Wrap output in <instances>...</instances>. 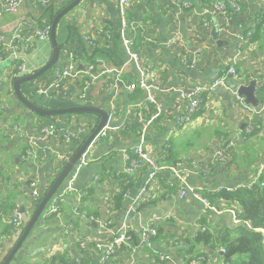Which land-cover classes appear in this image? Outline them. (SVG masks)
I'll return each mask as SVG.
<instances>
[{"label": "crops", "instance_id": "obj_1", "mask_svg": "<svg viewBox=\"0 0 264 264\" xmlns=\"http://www.w3.org/2000/svg\"><path fill=\"white\" fill-rule=\"evenodd\" d=\"M70 1L51 0L44 3L42 0H20L17 12L9 13L4 10L0 0L2 43L7 44L11 39L18 41L15 54L12 53L13 49L0 44V202L12 204L10 210L5 207L0 219V261L6 251L14 246L18 236L10 230L9 219L14 211H22L23 221H27L37 206L36 201L38 198L41 200L59 173L57 171L76 151L77 143L81 142L85 132L80 135L79 142L71 144L61 142L58 136L41 142L45 152L42 158L36 160L21 158L27 138L36 134L43 122H54L56 126L75 133L80 126L87 134L99 120L94 112L38 118L20 103L12 90L16 75L32 73L49 60L52 52L49 36L39 39L34 31L50 21L51 11L59 12ZM185 1L189 7L167 0H128L127 18L135 27V31L130 28L128 34L135 37L136 63L130 61L119 34L121 19L118 0H81L58 20L55 27L59 46L56 65L67 64L70 61L69 53L79 70L94 63L95 77L83 90L85 98L82 100L78 97L83 88L81 80L84 76L87 78L83 73L66 77L49 95L37 93L38 88L51 84L55 66L36 79L22 83V94L39 107L63 108L90 104L108 112L112 104L116 107V114L109 120L106 135L98 134L83 155L85 163L73 172L70 183L72 190L61 195L58 215H45L42 212L9 264H95L101 252L94 249L91 243L111 238L108 230L102 226L104 222L109 223L107 225L111 229L124 226L138 240L129 251H115L107 264H163L153 261L156 253L179 258L176 242L186 244V239L191 241L199 229H205L201 225L202 218L205 217L214 232L234 224V217L228 211L234 204L224 207L222 204L225 203L220 202L217 205L220 213H215L212 209H205L193 191L204 189L213 192L221 187L250 184L256 178L253 172H238L234 164L226 165L216 160L213 152L221 149L222 143L216 137L209 142L206 133L214 129L227 133L228 148L234 150L243 140L237 130L248 113L245 114L239 107L234 89L237 85H246L250 80L264 78V53L258 50L254 41L238 47L236 34L238 24L246 29L256 19L264 0ZM216 1L229 4L227 19L209 15V23L202 24L201 7ZM237 2L241 6L240 11L231 6ZM213 25H217L220 39L226 43L218 45L213 40L210 34ZM224 25L227 30L221 29ZM194 50L198 51L196 62L186 67L182 63L183 54ZM232 62L235 63L238 77H227L223 84L203 95L204 105L201 109L190 122L179 126L177 120L185 107L179 90L208 83L214 75L225 73ZM103 70L106 72L102 73ZM141 71L144 72V79L154 87L152 108L154 105L160 107L157 117L143 132V144L148 152L158 160L169 140L174 145H181L186 139L195 141L194 148L186 149L180 155L186 157L183 163L178 164L180 178L166 167L150 179L148 168L131 174L124 172L123 150H130L140 142L132 112L145 96L144 91L136 89L141 94L130 99L133 91L126 85L139 80ZM107 83H116L118 93L114 99V90L106 88ZM262 95L256 93L257 98ZM249 114L253 122L261 121L264 125V113ZM196 131L199 134H195ZM204 166L210 167L207 174L203 171ZM31 183H34L38 196L32 195ZM122 185H127L126 192L118 199ZM64 186L61 184L55 194H60ZM142 187L146 190L134 204ZM183 188H188V191L179 198L178 191ZM79 194H83L81 203L84 211H91L90 218L78 208ZM146 225L160 226L161 238L155 242H140L139 233ZM82 241H87L88 245L82 247Z\"/></svg>", "mask_w": 264, "mask_h": 264}, {"label": "built area", "instance_id": "obj_2", "mask_svg": "<svg viewBox=\"0 0 264 264\" xmlns=\"http://www.w3.org/2000/svg\"><path fill=\"white\" fill-rule=\"evenodd\" d=\"M171 3L177 4L180 3L181 6L183 7H189V3L185 0H167ZM3 2V8L6 12L9 13H16L18 10V6L20 4V0H2ZM44 3H49L51 0H42ZM128 3V0H118V6H119V12H120V19H121V24H120V37L122 39V42L129 54V59L130 61L137 62L138 60V53L134 49V44H135V37L133 35L128 34V30L130 28L134 29L135 27L134 24L128 20L127 14H126V5ZM232 8L236 11L241 10L240 4L237 3H232L231 4ZM229 4L224 3L222 1H216L211 4L203 5L201 7V22L202 24L206 25L209 23L207 20V17L209 15H214V16H219L221 18L227 19L228 17V9H229ZM260 12L264 13V4L260 8ZM2 12L0 11V16ZM258 19L254 20L248 28L242 29L241 24L239 25L238 28V33L236 34L238 37V47H243L247 43H249L250 38L252 36V33L254 32L255 29V24ZM28 24L27 22H24ZM223 30H227L226 26L224 25L221 27ZM50 32V25H46L41 29H36L34 31V35L36 38L43 39L49 36ZM3 38L0 36V44H3L6 48H11L13 49V54H15L14 48L18 46V41L17 39H11L10 42L7 44L2 43ZM90 44H93L91 40H89ZM198 55V51L194 50L191 52H185L183 54V60L182 63L183 65H186V67H191L195 64L196 58ZM70 61L65 64L64 66L61 65H55L54 67V78L51 82L50 85L46 87H40L36 91L39 94H44V95H49L50 92L55 90L60 83L62 82L63 79L66 77H75L78 76L79 74L83 73L86 76L89 77V79L84 80V85L82 88V91L79 94V99L84 100L85 94L83 92L84 88H86L87 85L90 84L91 79L95 77L94 75V69L95 66L92 63H89L85 66V68L79 70L77 69L76 61L73 60L71 54L69 53ZM19 68H22V66H19ZM122 68L118 69V72H120ZM106 72V70H103L102 73ZM142 77L137 80L130 82L126 87L132 92L136 89H140L144 91L145 96L142 101H140L136 106L135 109L133 110V116L135 118V121L141 126L140 129H137V133L140 135V142L132 147L130 150H123L122 153V158H123V169L126 174H131L134 173L141 168H146L148 167L149 170V179L152 177L154 174H156L158 171H160L162 166H159L153 158V156L148 152V150L145 148V145L143 144L144 140V130L146 129L147 125L158 115V111L160 110V107L157 105H154L153 108H155L153 111H151L152 108V103L154 102V96L152 93V89L154 88L152 84L148 83L146 79H144L143 75L144 72L141 71ZM227 77H232V78H237L238 73L236 70L235 63L232 62L228 68L226 69L225 73L223 74H216L213 76L211 81L208 83L201 85V84H195L189 89H184V90H179V96L180 98L185 102V107L182 112V114L178 117L177 123L179 126H182L188 122L191 121L192 117L197 113L199 110L200 104L202 102V95L207 94L213 90L216 89L219 85L224 83V80H226ZM255 88L256 90L260 89L264 85V78L263 79H258L255 80ZM106 88H111L114 90L115 95L112 96L114 99L117 96L118 89L116 86V83H110L105 85ZM237 85L234 89V95L236 98V101L239 105V107L244 111L245 114H247V118L244 122V125H246V132H250L253 129L252 125V117L249 114L251 113H256L258 115L264 113V95L259 98L261 99L260 105L258 108H255L249 104H247L244 101L243 97H240L237 94ZM116 114V107L114 105H110V108L108 110V122L106 125L101 129L99 132V135L105 136L106 135V130L109 129V120ZM254 123V122H253ZM84 131L83 127H77L76 128V133L65 130L62 127H58L54 124V122H47L44 123L43 125L40 126L39 130L37 131L36 134L31 135L30 137L27 138V144L23 150V153L21 155V158L23 160H30V159H40L42 158L45 148L40 145L41 142L47 141L51 137L58 136L61 140V142L71 144L75 142H79L80 135H82ZM98 136V135H97ZM81 143V142H79ZM78 144V143H77ZM87 150V149H86ZM86 151L83 152V154L80 156L78 162L74 165L73 169L71 172H69L67 178L63 181L65 184V188L61 190L59 193L60 194H53L52 197L50 198L47 206L43 210V213L45 215H58L59 213V200L62 194H64L65 191L72 190L71 186V180L73 177V172L77 171L80 169L84 162L83 155ZM216 154L214 155V158L216 160H219L221 162H226L227 161V154L223 148L217 150L215 152ZM65 164V163H64ZM63 167V166H62ZM168 169H170L177 177L180 178V170L178 169V165L176 166H167ZM203 171L205 174L209 172V167L204 166L202 167ZM71 177L69 178V175ZM251 184V183H250ZM248 186L249 184H239L238 186ZM237 186V185H236ZM235 186V187H236ZM237 186V187H238ZM30 187H32V195L33 196H38L37 191L34 189V183L30 184ZM235 187H226L228 190L233 189ZM146 188L142 187L141 193L134 199L133 203L135 204L138 200L139 197L145 192ZM190 191H193L191 188L189 189ZM188 191V188H183L178 191V197L182 198L184 195H186ZM193 194L196 198L200 199L203 204L205 209H212L215 213L219 212L218 209L214 205H212L206 198L202 197L199 193H197L195 190L193 191ZM83 194L78 195V208L82 205L81 203V196ZM1 207V206H0ZM228 211L233 215V222L237 223V213L233 208H229ZM220 213V212H219ZM2 218V214L0 211V219ZM10 223V230L15 234L19 235L21 231V226L23 225V215L15 210L11 218L9 219ZM102 225L104 228L108 230V233L110 234V239L107 241H96L94 245L96 246L97 250L101 252L100 258L95 264H107L108 261L110 260L112 253L122 249V248H130L131 247V235L129 232L126 230L124 226L119 227L117 229H111L108 227L107 224L109 223H103ZM157 234V229L153 225H146L143 227V229L140 231L139 236H140V242L144 243H149L151 238L154 237ZM180 247H184L185 243L181 241L176 242ZM80 245L82 247L87 246V242H81ZM2 253V248L0 247V254ZM201 257H198L197 259H193L190 264H198L199 260ZM153 261H160L163 264H182L181 261H179L177 258H172L166 253H157V257L153 258Z\"/></svg>", "mask_w": 264, "mask_h": 264}, {"label": "trees", "instance_id": "obj_3", "mask_svg": "<svg viewBox=\"0 0 264 264\" xmlns=\"http://www.w3.org/2000/svg\"><path fill=\"white\" fill-rule=\"evenodd\" d=\"M50 10H53V8H50ZM51 12L52 13L50 21H48L44 25L41 24V28L46 25H51L53 17L56 15V13H58V11L54 12V10ZM256 19L258 20L255 24L256 26L250 38V42H256L258 50L261 53H264V13L258 12ZM16 63H18L17 65H19V62ZM56 64L57 61L52 67H54ZM17 71L18 70L16 68L15 72ZM221 74H223V72H221ZM16 78H18L17 75L15 76V78H13V80ZM83 79H89V77L87 76V78H85L84 76L82 78L81 81L84 85ZM256 93L264 95V85L260 89H258ZM140 94L141 92L139 90H134L129 95V98L135 99ZM34 104L38 105L36 103ZM203 105L204 100L202 99L199 109H201ZM153 110L154 109L151 108V111ZM34 114L36 116L44 118H53L58 116H42L36 113ZM44 123L47 122L41 123L40 126ZM253 124V129L250 132H246V125H244L242 129L238 127L237 132L241 134L243 140L239 146H236L235 150L232 148H228V134L223 132L222 130L214 129L212 130V132L206 133V139H208L209 142L214 137L221 141L222 148L226 153H228L227 161L225 162L226 165L234 164L235 169L238 172H253V174H256V178L248 186H238L230 190H228L226 187H221L213 192L204 189L195 190L202 197L206 198L212 205H214L216 209L220 210L219 206H217L220 202L221 204L225 203L222 204L224 205V207H229L234 204L230 208H233L236 211L238 222L234 223L232 226H226L220 229L218 232H214L209 228V225L206 223L205 217L202 218L201 225H204L205 229H199L191 241H189V239H186L185 246L180 247L178 250L179 258L177 259L181 261L182 264H190L193 259H197L198 257H201L198 264H223V259H226V262L224 264H264V125L261 121L254 122ZM135 126V129L141 128V126L137 122L135 123ZM91 131L89 132L91 133ZM261 132L263 133L261 134ZM90 133H87L83 136L81 143ZM195 134H199L198 131H196ZM81 143H78L76 148H78ZM194 146L195 141L191 139H186L181 145H174L173 141L169 140L166 147H163L164 152L162 157L158 160H155L159 166H163L164 168H167V166H176L179 163H183V160H186V157L180 156L181 153H183L186 149L188 151L194 148ZM189 161L192 162L193 159H190ZM147 168L148 167L146 166V169ZM59 171L60 170H58L57 172ZM126 187L122 185L121 191L117 196L118 199H120L121 195L126 192ZM39 202L40 198H38L36 204H38ZM0 206V211L3 218V211L5 207L10 210L12 204L7 202H0ZM140 207H142V204ZM79 209L80 212H83L85 216H88V218H90L89 216L91 214V211H87L86 213L84 211L85 207H83V205H81ZM25 224L26 222L23 221L20 234L16 237L15 242L22 234ZM156 229L157 234L151 238L153 242L157 241L158 238H161L160 234L162 232V228L160 226H157ZM130 235L131 247L133 248L138 240L133 233ZM94 243L95 242L91 243V245L94 249L97 250ZM182 243L184 245V242ZM9 250L10 249L6 251L3 258L9 252ZM120 250L129 251L130 248H122L117 251ZM220 253H222V255H220ZM155 257H157V253Z\"/></svg>", "mask_w": 264, "mask_h": 264}, {"label": "water", "instance_id": "obj_4", "mask_svg": "<svg viewBox=\"0 0 264 264\" xmlns=\"http://www.w3.org/2000/svg\"><path fill=\"white\" fill-rule=\"evenodd\" d=\"M81 0H72L70 1L64 8H62L52 19L51 25H50V32H49V38L52 44V52L49 60L39 69L36 71L20 76L13 80L12 82V90L14 92V95L16 98L22 103L27 109H29L31 112H34L36 114L42 115V116H54L59 114H65V113H77V112H94L99 115V120L96 123L95 127L91 131V133L86 137V139L79 145V147L76 149V151L72 154V156L65 162L63 167L60 169L59 173L56 175L54 180L52 181L49 189L45 191L44 195L42 196L40 202L35 207L33 213L26 221V224L24 226L23 232L20 235V237L17 239L14 246L9 250V252L6 254V256L3 258L0 264H9L12 258L14 257L16 251L19 249L20 245L23 243L25 238L28 236V233L36 223L38 217L41 215L45 207L47 206L50 198L55 193L57 188L63 183L65 178L68 176L69 172L73 169L74 165L78 162L80 156L83 154L84 151L91 145L93 140L97 137L101 129L106 125L108 122V112L102 108H99L97 106L92 105H73L69 107H63V108H42L38 105H35L31 101H29L27 98L24 97V95L21 92V84L27 81H31L39 77L41 74H43L45 71L50 69L58 58L59 53V46L56 42L55 38V27L58 22V20L64 16L66 13L71 11L74 7L78 5V3ZM211 36L214 41L218 45H221V43H226L224 40L220 39L219 31L217 25L212 26L211 30ZM256 81L250 80L246 85H239L237 87V94L240 97L244 98V101L255 107L258 108L261 102V99L256 97V88H255ZM244 126V123L241 124L240 128L242 129ZM235 187V186H234ZM22 213V211H21ZM222 255V253H220ZM226 262V259H223V264Z\"/></svg>", "mask_w": 264, "mask_h": 264}, {"label": "rangeland", "instance_id": "obj_5", "mask_svg": "<svg viewBox=\"0 0 264 264\" xmlns=\"http://www.w3.org/2000/svg\"><path fill=\"white\" fill-rule=\"evenodd\" d=\"M49 70H50V69H49ZM49 70H48V71H49ZM29 111H30V110H29ZM37 117H38V118H42V119H44V117H40V116H37ZM48 118H49V117H48ZM252 125H254L253 122H252ZM206 140H207V139H206ZM200 147H201V146H200ZM200 147H199V148H200ZM228 151H229V150H228ZM213 154H214V155L216 154L215 151L213 152ZM237 185H238V184H237Z\"/></svg>", "mask_w": 264, "mask_h": 264}]
</instances>
